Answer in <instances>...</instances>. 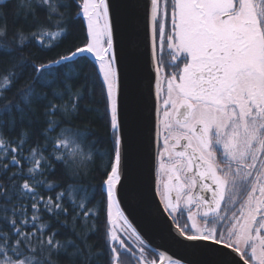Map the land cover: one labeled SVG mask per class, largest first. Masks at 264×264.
I'll return each mask as SVG.
<instances>
[{
    "label": "snow or ice",
    "instance_id": "obj_1",
    "mask_svg": "<svg viewBox=\"0 0 264 264\" xmlns=\"http://www.w3.org/2000/svg\"><path fill=\"white\" fill-rule=\"evenodd\" d=\"M0 264H264V0H0Z\"/></svg>",
    "mask_w": 264,
    "mask_h": 264
},
{
    "label": "water",
    "instance_id": "obj_2",
    "mask_svg": "<svg viewBox=\"0 0 264 264\" xmlns=\"http://www.w3.org/2000/svg\"><path fill=\"white\" fill-rule=\"evenodd\" d=\"M126 214L129 215V219L132 222L133 226L137 228V231L143 237L151 241V246L157 247L159 251H166L169 255H173L176 252V250L170 245H163V242L160 240L158 234L155 231H148V229L146 228V221L139 212L129 211L126 212ZM173 258L179 257L177 255H173Z\"/></svg>",
    "mask_w": 264,
    "mask_h": 264
},
{
    "label": "trees",
    "instance_id": "obj_3",
    "mask_svg": "<svg viewBox=\"0 0 264 264\" xmlns=\"http://www.w3.org/2000/svg\"><path fill=\"white\" fill-rule=\"evenodd\" d=\"M78 42H83V37L81 36L79 41ZM33 52H36L37 50L35 48L32 49ZM38 55H43L42 53H37ZM49 56H52V55H55V52H52V53H48ZM86 71L88 72L90 78L92 77V70L91 69H86ZM95 99H99V94H98V90H97V95L95 97ZM83 103L81 104V106L83 107ZM92 107H100L99 105H92ZM81 117L84 118L85 122L87 123L89 120L93 121L91 123V127L93 129H95V132L96 134L99 136V137H103L104 136V133H105V129L103 127V122L102 121H99L96 119V114L95 113H84L83 111H81ZM31 143V142H30ZM27 147V145H26ZM49 180H53V179H58V177H55V176H49L48 177ZM58 190V189H57ZM45 195H48V194H55V193H49L47 191H45L44 193Z\"/></svg>",
    "mask_w": 264,
    "mask_h": 264
}]
</instances>
